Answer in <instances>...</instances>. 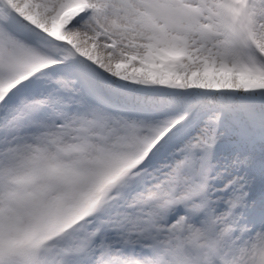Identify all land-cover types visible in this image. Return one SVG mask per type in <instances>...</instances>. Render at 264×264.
Instances as JSON below:
<instances>
[{"label": "snow or ice", "instance_id": "obj_1", "mask_svg": "<svg viewBox=\"0 0 264 264\" xmlns=\"http://www.w3.org/2000/svg\"><path fill=\"white\" fill-rule=\"evenodd\" d=\"M0 264H264V0H0Z\"/></svg>", "mask_w": 264, "mask_h": 264}]
</instances>
